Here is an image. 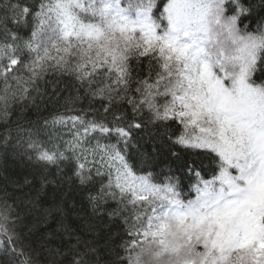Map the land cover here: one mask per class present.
I'll list each match as a JSON object with an SVG mask.
<instances>
[{"label": "snow or ice", "instance_id": "1", "mask_svg": "<svg viewBox=\"0 0 264 264\" xmlns=\"http://www.w3.org/2000/svg\"><path fill=\"white\" fill-rule=\"evenodd\" d=\"M0 264H264V0H0Z\"/></svg>", "mask_w": 264, "mask_h": 264}]
</instances>
